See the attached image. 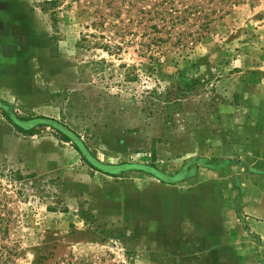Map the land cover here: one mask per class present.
Listing matches in <instances>:
<instances>
[{"label":"rangeland","instance_id":"rangeland-1","mask_svg":"<svg viewBox=\"0 0 264 264\" xmlns=\"http://www.w3.org/2000/svg\"><path fill=\"white\" fill-rule=\"evenodd\" d=\"M152 1L0 0V215L16 264L262 262L240 177L264 135V0L179 43L152 32L139 9Z\"/></svg>","mask_w":264,"mask_h":264},{"label":"trees","instance_id":"trees-1","mask_svg":"<svg viewBox=\"0 0 264 264\" xmlns=\"http://www.w3.org/2000/svg\"><path fill=\"white\" fill-rule=\"evenodd\" d=\"M260 0H154L150 5L142 2L140 12L149 14L147 20L156 21L150 25L152 32L164 31L168 35L166 40L177 38L178 43L184 40H200L208 32L211 25L219 18L228 14L234 6L247 4L254 6ZM195 27V29H193ZM177 28H181L177 31ZM152 32H150V36ZM152 40L163 41V37L154 35ZM193 40V41H194ZM189 41V40H188ZM65 136L71 137L70 131H65ZM83 144V143H82ZM78 149L82 152L81 147ZM84 153V157H85ZM92 164V163H91ZM93 165V164H92ZM4 174L3 171H1ZM33 175H23L19 170H13L10 180L20 181ZM10 220L5 215H0V264H16L20 245L11 243ZM57 264H84L83 261H74L73 258L64 259Z\"/></svg>","mask_w":264,"mask_h":264},{"label":"crops","instance_id":"crops-1","mask_svg":"<svg viewBox=\"0 0 264 264\" xmlns=\"http://www.w3.org/2000/svg\"><path fill=\"white\" fill-rule=\"evenodd\" d=\"M254 140L255 141L252 142L254 146L252 148L249 147L244 156L247 158V164L245 169L246 171H244L242 176L240 177V188L242 189L241 204L244 209V214L246 215L245 224L249 226V229L253 232L254 235H257L262 239V246L258 250V252L261 254L262 262L258 264H264V135H259ZM256 158H260L261 161L256 160ZM213 186L218 189H220L219 187H222L221 185ZM237 188L234 183L227 185V189L231 191L233 196H235V190H237ZM211 196H213V194L210 195V197ZM202 197H204V195L198 196L199 199ZM216 197H218V195H216ZM230 218L232 221L234 220L233 214L230 216ZM218 219L219 218L216 217L214 218V220H202V222L205 221L206 223H204V226H209L210 229H212V227L214 226L217 227L218 224L213 225L212 223L211 225H208V222L217 223L219 221ZM202 225H198V237L201 236V229L203 227ZM209 234L212 235L213 233L210 232ZM211 237L213 236H209V238ZM230 253H234L233 249L228 252V254ZM243 264H250V262H244Z\"/></svg>","mask_w":264,"mask_h":264}]
</instances>
